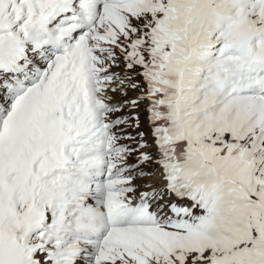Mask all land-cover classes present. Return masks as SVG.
<instances>
[{"label":"snow or ice","instance_id":"snow-or-ice-1","mask_svg":"<svg viewBox=\"0 0 264 264\" xmlns=\"http://www.w3.org/2000/svg\"><path fill=\"white\" fill-rule=\"evenodd\" d=\"M0 264H264V0H0Z\"/></svg>","mask_w":264,"mask_h":264}]
</instances>
